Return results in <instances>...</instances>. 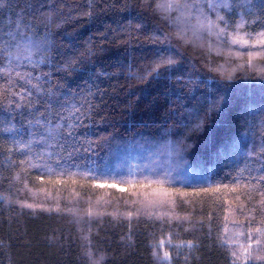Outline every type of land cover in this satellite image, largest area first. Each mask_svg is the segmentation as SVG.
Listing matches in <instances>:
<instances>
[{
	"label": "trees",
	"instance_id": "obj_1",
	"mask_svg": "<svg viewBox=\"0 0 264 264\" xmlns=\"http://www.w3.org/2000/svg\"><path fill=\"white\" fill-rule=\"evenodd\" d=\"M261 32L264 0H0V264H264Z\"/></svg>",
	"mask_w": 264,
	"mask_h": 264
},
{
	"label": "snow or ice",
	"instance_id": "obj_2",
	"mask_svg": "<svg viewBox=\"0 0 264 264\" xmlns=\"http://www.w3.org/2000/svg\"><path fill=\"white\" fill-rule=\"evenodd\" d=\"M218 19H222V17H218ZM242 25H238L237 27H241ZM223 31V30H221ZM258 37V42L261 44H264V32L258 33L257 34ZM244 43H247V41H244ZM76 111H79V109H77Z\"/></svg>",
	"mask_w": 264,
	"mask_h": 264
}]
</instances>
